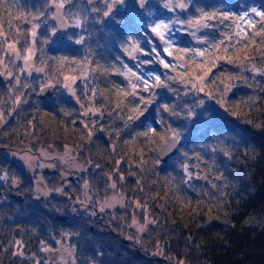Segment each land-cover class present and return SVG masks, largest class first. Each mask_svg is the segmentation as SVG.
I'll return each instance as SVG.
<instances>
[{
  "label": "trees",
  "instance_id": "1",
  "mask_svg": "<svg viewBox=\"0 0 264 264\" xmlns=\"http://www.w3.org/2000/svg\"><path fill=\"white\" fill-rule=\"evenodd\" d=\"M117 2L0 0V69L11 77L0 80V176L19 177L24 193L14 199L0 185V264H264V34L257 35L261 17L253 12H264V0H151L137 18L132 0ZM180 2L186 7L180 9ZM61 3L64 29L54 15ZM202 13L216 18L188 23ZM224 14L246 15L255 28L224 20ZM159 20L171 26L172 55L150 30ZM240 29L250 35L236 37ZM5 37L21 56L33 49L31 66L6 51ZM237 39L247 45L238 52L247 59L228 63L223 47ZM178 48L207 54L185 55ZM227 55L235 60L231 51ZM187 65L197 73L211 68L203 89L188 92L186 83L194 80L181 77ZM65 76L77 78L71 94L63 93ZM134 76L150 84L160 76L164 86L141 91ZM47 83L55 91L41 98L39 89ZM121 89L137 95L117 108ZM141 96L152 102L129 120ZM82 105L88 115L81 113ZM169 129L180 133L181 144L164 162L157 149ZM67 145L86 162V172L78 181L59 169L42 171L56 195L34 202L28 170L7 151L49 147L59 156ZM84 181L94 196L90 204L97 198L100 204L115 185L124 206L70 212L71 198L60 192L75 197ZM65 243L73 260L61 263L50 252Z\"/></svg>",
  "mask_w": 264,
  "mask_h": 264
},
{
  "label": "rangeland",
  "instance_id": "2",
  "mask_svg": "<svg viewBox=\"0 0 264 264\" xmlns=\"http://www.w3.org/2000/svg\"><path fill=\"white\" fill-rule=\"evenodd\" d=\"M148 1H151V0H145L144 5ZM120 3H121L120 0H118V2L116 3V6H120ZM181 3H183V2H180L179 4H181ZM130 7H131V10L134 11V18H137L139 11L144 8V6L143 7L140 6L139 0H132ZM57 9L58 10H55V13H54L56 22L61 29H64V28H66L67 24L65 23V20L59 15V9H61V8L57 7ZM180 9H183V8H180ZM160 22H164V23L169 24L168 22H166L164 20H159L156 23L150 25V30L152 29V27L155 26V24L160 23ZM180 23H182V22L179 21L178 19H176L175 25L179 26ZM178 33H180L182 35H186L189 33V30L178 28ZM152 34L157 37L158 42L165 45L168 48V50L170 49V52H172V47H168V44H166L163 40H161L159 38V36H157L155 33L152 32ZM165 39L168 40L169 42H171L173 40V36H172V32H171V26H170V30L165 33ZM137 49H138V47L135 48V50L132 52L133 55L134 54L136 55L139 52V50H137ZM27 65H29V66L32 65V59H30L27 62ZM188 65L185 66L183 69H181V77H183V80H186L190 77H193V80H194V82L188 81L186 83L188 92H189L191 87L193 90H197V87L199 89H203L205 87L204 80L208 75L206 77H204V79H202V80L199 79V77L203 76L204 72L207 70L203 69L201 71V73H197V72H195L194 66L193 67L189 66L190 68H188ZM0 72H3L4 74H10V72H5L2 69H0ZM134 79H136L135 76H134ZM148 80L150 81V79H148ZM66 84H71V90L65 86ZM65 85L63 86V93L71 94L73 91L72 82L67 80ZM83 109H84V111L81 113H85L86 111L88 113L90 112V110H86L84 106H83ZM80 119L82 121H84L83 118L80 117ZM75 120H79V119L77 118ZM74 122H76V121H74ZM47 148L48 149H45V148L40 149L38 152H34V153H32L30 151H17V152H14L11 150L7 151V154L12 159H14L16 162L20 163L23 166V168H26L28 170L27 174H29L31 176V178L34 182V191L32 193V199L36 203H39L40 201H42L44 199L46 200L47 197L51 196L52 194L56 195V191H52V190L47 188L44 177L42 175V171H44V170L49 171L50 169L66 170L69 173H71L70 171H73L65 163L66 158H68L70 156H74L76 154L75 150L73 149V147L71 145H67L63 152L57 153L59 156H55V153L53 151H51L49 149V147H47ZM52 162L57 164V166L55 164H53ZM86 169H87V164H86ZM80 176H79V178H80ZM12 177L13 176H10V177L0 176V185H4L5 187H9L10 189H13L10 186V182H11ZM16 178L19 179V177H16ZM65 178L68 179L69 176L68 177L65 176ZM19 182H20V179H19ZM17 190H19V189H17ZM81 190H82L81 193L77 194L75 197L72 196V198H71V204L72 205L69 208L70 212H74L77 208H81L83 210H88V207L90 205H91L92 209L89 211L93 212V211L97 210L99 207H102L103 209L104 208L105 209H107V208L112 209V208H117V207H123L125 204L124 195H122L121 193L115 192V187H113V186L109 187V190L112 191V193L105 196V197H102L101 198L102 201L100 204H96V203H99V198H97V200H95V204H90L91 201L93 202L94 196H93V193L91 192L90 186L88 185V183L86 181L83 182V188ZM19 192L20 191H16V193H19ZM60 194L63 197L68 196L66 193L60 192ZM11 196H12V194H11ZM11 199L12 198L7 197V201H10ZM136 222L139 223V220L136 219ZM58 251H59L58 253L52 254L51 257H53L56 260H59L61 263H67L68 261L73 260L72 259L73 256H72V253L70 252V247H69L68 243H65V245L63 244L62 247L58 248ZM49 252H50V250L48 251V253Z\"/></svg>",
  "mask_w": 264,
  "mask_h": 264
},
{
  "label": "snow or ice",
  "instance_id": "3",
  "mask_svg": "<svg viewBox=\"0 0 264 264\" xmlns=\"http://www.w3.org/2000/svg\"><path fill=\"white\" fill-rule=\"evenodd\" d=\"M121 3H123V0H120ZM144 3H145V0H139V4L141 7L144 6ZM64 5L63 3L57 5V7L59 8H62ZM180 8H185L186 5L181 3L178 5ZM111 12V8H109V11L105 12V16H108L109 13ZM253 12L257 15V16H260L261 17V29H260V32L257 33V35H261V34H264V12H258L256 9H253ZM216 18V14L215 13H202L200 18L196 21H189L188 23L189 24H195L197 26L200 25V22L201 21H208V20H211V19H215ZM222 18L224 20H228V19H236V20H240V21H246L248 27L250 28H255V24L256 22L255 21H252L250 19H247V16H238V17H231L227 14H224L222 16ZM80 22L77 21L76 22V25L79 26ZM206 26V25H204ZM33 29H35V25H33ZM170 30V25L167 24V23H164V22H160V23H157L155 24L154 27H152L151 31L153 33H155L157 36H159V38L163 41H165L166 44H168V47H172V45L170 44V42L168 40L165 39V33L168 32ZM241 32L244 33L245 35V38L250 35V33L247 32V29H240V31L236 32L235 33V36L236 37H240L241 36ZM31 35L33 37H35L36 35V32L35 30L32 31ZM61 39H63V37H61ZM226 39L231 42L233 37L232 36H228L226 37ZM5 43H7V37H5V40H4ZM77 43H81L82 41H76ZM200 43H207V41H199ZM224 45V41H221V44H218V45H214V47L216 49H220L222 46ZM247 45L243 42L242 39H237L236 40V43L235 45H232L231 43H229L228 46H224L223 47V51L225 53V56L224 58L227 60L228 63H235V62H240V63H243L245 59H247V57H243L241 58L239 55H238V52L239 50L242 48V47H246ZM10 50L13 54L16 55L17 59H23L25 61V64L27 66V62L31 59L32 55H33V49L31 47H28L25 49V55L21 56L20 53L18 52V50L16 49V44L15 43H7V50L8 51ZM153 51H155V49H153ZM178 52L180 53H184L185 55L189 52H192V54L194 56H200V57H204L207 53L205 50H200V51H194V50H191V49H183V48H178L177 49ZM231 51L233 53V55H235V60L232 59L231 56H228L227 53ZM164 52H166L168 55H172V52L168 51V48L166 47L164 49ZM176 59H183V56H177ZM161 64H163L164 68H169L170 67V64L165 62L164 59H160L159 61ZM203 66V62L198 65V67H202ZM215 63L212 64V67H215ZM38 71H43V69H38ZM131 71V70H129ZM211 71V68H208L207 71L204 72V75L199 77V79H204V77H206L208 75V73ZM133 75H135V73H133ZM65 80H69L71 82H74L77 78L76 77H67L65 76L64 77ZM136 79L138 81H140V90L141 91H149L151 89V87L153 85L155 86H164V82L161 81V78L160 76H155L152 83L150 84L149 83V80L147 79H144L142 76H136ZM46 86H50V85H46ZM66 87H68L70 90H71V84H66L65 85ZM133 89H136L138 86L133 84L132 85ZM120 93H122V95L119 96V103H117L116 107L119 108L121 107L123 104H124V99L129 96V95H132V96H135L137 95V93L135 91L129 93L127 91H124V90H119ZM20 101L17 100L16 103H19ZM152 101L149 99V100H145L144 97H140L139 100L136 102L135 105H133L132 107V111L134 113H136L137 115L135 117L133 116H129L128 119L129 120H132V119H135V118H138L140 115H143V111L141 110V105H143V107L146 109V106L147 104L151 103ZM164 110L165 111H168V106L165 105L164 106ZM84 115H88V112L86 111L84 113ZM3 119V116L0 115V120ZM153 133L156 131L155 129H152L151 130ZM169 132H170V135L168 136V139L170 140H173V141H176L180 138V133L178 131H176L175 129H169ZM145 135H147V133H145ZM185 171H187V167L185 168ZM189 178H191V173H189ZM206 178V177H205ZM113 187H115V185H112ZM143 230V229H141Z\"/></svg>",
  "mask_w": 264,
  "mask_h": 264
},
{
  "label": "water",
  "instance_id": "4",
  "mask_svg": "<svg viewBox=\"0 0 264 264\" xmlns=\"http://www.w3.org/2000/svg\"><path fill=\"white\" fill-rule=\"evenodd\" d=\"M0 78L4 82H8L11 79V77L9 75H6L2 72H0ZM46 85H50V86H46ZM54 91H55V85L53 83H47V84H44L40 87L39 96L41 98H46V97L52 96ZM81 108H83V106H81ZM180 143H181L180 138L176 141H173V140H170L167 138L166 141H164L160 145V147L157 149L158 158L164 162L168 161L169 158L177 152ZM66 162L76 174H81L82 172H84L86 170L85 162L78 156L69 157L66 159ZM61 173L65 174L66 171L62 170ZM17 182L18 181L15 180L12 183V186L14 188H17V186H18ZM17 197L21 198L20 195H18ZM58 218L65 219L66 216L58 215Z\"/></svg>",
  "mask_w": 264,
  "mask_h": 264
},
{
  "label": "flooded vegetation",
  "instance_id": "5",
  "mask_svg": "<svg viewBox=\"0 0 264 264\" xmlns=\"http://www.w3.org/2000/svg\"><path fill=\"white\" fill-rule=\"evenodd\" d=\"M0 80L2 81V79L0 78ZM71 174L72 173H69V174H66L67 175V177L69 176V178L71 177ZM14 179V178H13ZM11 183H12V180H11V182H10V186H11ZM11 194H12V196L14 197V199H18V198H16L14 195H20L21 196V198L23 197V195H24V193L22 194L21 193V191L19 192V193H16V191H19V190H13V189H11ZM64 198H67V199H69V198H72V197H70L69 195L67 196V197H65L64 196ZM60 247H62V245L60 246ZM59 247V248H60ZM59 251H58V249H54V250H52L51 252H50V254L52 255V254H54V253H58Z\"/></svg>",
  "mask_w": 264,
  "mask_h": 264
}]
</instances>
